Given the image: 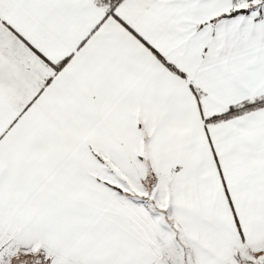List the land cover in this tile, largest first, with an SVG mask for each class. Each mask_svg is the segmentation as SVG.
Listing matches in <instances>:
<instances>
[{
  "label": "snow or ice",
  "instance_id": "6c2138e0",
  "mask_svg": "<svg viewBox=\"0 0 264 264\" xmlns=\"http://www.w3.org/2000/svg\"><path fill=\"white\" fill-rule=\"evenodd\" d=\"M0 264H264V0H0Z\"/></svg>",
  "mask_w": 264,
  "mask_h": 264
}]
</instances>
